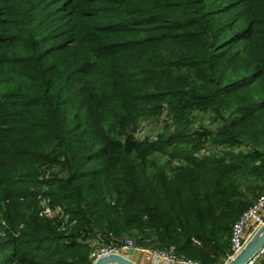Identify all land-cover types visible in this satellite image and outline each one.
<instances>
[{
    "label": "trees",
    "instance_id": "16d2710c",
    "mask_svg": "<svg viewBox=\"0 0 264 264\" xmlns=\"http://www.w3.org/2000/svg\"><path fill=\"white\" fill-rule=\"evenodd\" d=\"M258 179L264 0H0V264L98 231L223 264Z\"/></svg>",
    "mask_w": 264,
    "mask_h": 264
},
{
    "label": "built area",
    "instance_id": "2783aa9c",
    "mask_svg": "<svg viewBox=\"0 0 264 264\" xmlns=\"http://www.w3.org/2000/svg\"><path fill=\"white\" fill-rule=\"evenodd\" d=\"M39 215L45 217L62 216L63 211L60 206H51L47 199L40 202ZM264 220V188L257 193L249 206L242 211L238 218L232 223L230 236H229V251L227 259L234 253L241 249L245 241L251 233L263 222ZM248 227L251 228L250 233H247ZM90 245L89 258L94 261L101 256L110 254H121L126 257H131V254L141 252L149 264H199L189 258L178 255L173 247L167 248H152L142 249L137 246L131 238H119L111 232L98 231L94 237L87 240ZM264 254V244L255 257L249 261L252 264L259 256Z\"/></svg>",
    "mask_w": 264,
    "mask_h": 264
},
{
    "label": "water",
    "instance_id": "95a60500",
    "mask_svg": "<svg viewBox=\"0 0 264 264\" xmlns=\"http://www.w3.org/2000/svg\"><path fill=\"white\" fill-rule=\"evenodd\" d=\"M264 244V220L263 222L251 233L245 241L240 250L234 253L223 264H248ZM92 264H139L138 262L130 259L121 254H110L101 256L92 261Z\"/></svg>",
    "mask_w": 264,
    "mask_h": 264
},
{
    "label": "rangeland",
    "instance_id": "374dc122",
    "mask_svg": "<svg viewBox=\"0 0 264 264\" xmlns=\"http://www.w3.org/2000/svg\"><path fill=\"white\" fill-rule=\"evenodd\" d=\"M257 182V187H255L254 188V190L253 191H248L247 192V194H246V197L248 198V200H253L254 199V197H255V195H257V193H259L263 188H264V180H260V179H258V180H256ZM250 230H251V228L250 227H248V230H247V233L246 234H248V233H250ZM119 238H123V237H128V238H131L133 241H134V243L137 245V246H140L142 249H152V248H157L156 246H154V245H144V244H139L138 242H137V237H140V235H138V236H133V235H130V234H123V235H121V236H118ZM136 254V259L138 260V261H140L142 264H149V260H146V258H145V256H143L142 254H141V252H136L135 253ZM193 260V259H192ZM227 260V259H226ZM225 260V261H226ZM194 261H196V260H194Z\"/></svg>",
    "mask_w": 264,
    "mask_h": 264
},
{
    "label": "crops",
    "instance_id": "0c3cea01",
    "mask_svg": "<svg viewBox=\"0 0 264 264\" xmlns=\"http://www.w3.org/2000/svg\"><path fill=\"white\" fill-rule=\"evenodd\" d=\"M131 259H133L134 261H136V262H138L139 264H142L140 261H138L137 259H136V254H131ZM147 264V263H146Z\"/></svg>",
    "mask_w": 264,
    "mask_h": 264
},
{
    "label": "bare ground",
    "instance_id": "6f19581e",
    "mask_svg": "<svg viewBox=\"0 0 264 264\" xmlns=\"http://www.w3.org/2000/svg\"><path fill=\"white\" fill-rule=\"evenodd\" d=\"M131 259V257H129Z\"/></svg>",
    "mask_w": 264,
    "mask_h": 264
}]
</instances>
